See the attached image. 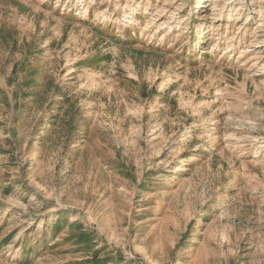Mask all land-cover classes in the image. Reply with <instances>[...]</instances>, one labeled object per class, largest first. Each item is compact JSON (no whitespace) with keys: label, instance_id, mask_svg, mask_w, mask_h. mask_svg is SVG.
<instances>
[{"label":"rangeland","instance_id":"rangeland-1","mask_svg":"<svg viewBox=\"0 0 264 264\" xmlns=\"http://www.w3.org/2000/svg\"><path fill=\"white\" fill-rule=\"evenodd\" d=\"M102 248L264 264V0H0V264Z\"/></svg>","mask_w":264,"mask_h":264},{"label":"trees","instance_id":"trees-1","mask_svg":"<svg viewBox=\"0 0 264 264\" xmlns=\"http://www.w3.org/2000/svg\"><path fill=\"white\" fill-rule=\"evenodd\" d=\"M85 236V235H84ZM82 236V237H84ZM107 251V248H102L99 252L96 253L95 255V258L92 259V260H87V261H84L80 264H104V263H107V262H110V261H113L114 258H109L107 256H105L104 258H100L101 254L103 252H106ZM122 256L119 257V259H122L121 258Z\"/></svg>","mask_w":264,"mask_h":264}]
</instances>
